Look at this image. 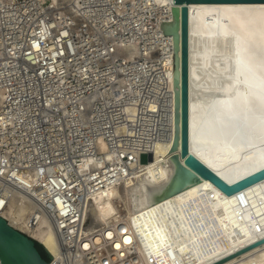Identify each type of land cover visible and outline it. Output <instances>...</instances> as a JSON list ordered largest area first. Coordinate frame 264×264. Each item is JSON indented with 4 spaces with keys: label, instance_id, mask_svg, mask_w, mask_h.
<instances>
[{
    "label": "built area",
    "instance_id": "built-area-1",
    "mask_svg": "<svg viewBox=\"0 0 264 264\" xmlns=\"http://www.w3.org/2000/svg\"><path fill=\"white\" fill-rule=\"evenodd\" d=\"M121 3L0 0V216L24 200L33 212L13 228L45 217L59 242L48 264H140L122 213L93 226L91 202L170 139L172 46L166 16Z\"/></svg>",
    "mask_w": 264,
    "mask_h": 264
},
{
    "label": "bare ground",
    "instance_id": "bare-ground-1",
    "mask_svg": "<svg viewBox=\"0 0 264 264\" xmlns=\"http://www.w3.org/2000/svg\"><path fill=\"white\" fill-rule=\"evenodd\" d=\"M75 1L51 4L67 7ZM120 6L138 16H144L138 9L166 16L164 23L173 22L174 6L183 7L174 0H122ZM187 6L189 150L233 184L264 168V3ZM165 36L172 46L174 84V41ZM172 121L170 139L158 142L149 163L120 187L93 197V226L109 223L119 210L129 230L123 242L135 246L140 264H185V258L195 264H264V180L228 196L202 179L165 197L176 172L175 108ZM99 150L111 159L104 143ZM33 209L20 200L1 216L19 228ZM38 218L37 228L21 231L42 244L52 230L58 257L54 229Z\"/></svg>",
    "mask_w": 264,
    "mask_h": 264
},
{
    "label": "water",
    "instance_id": "water-1",
    "mask_svg": "<svg viewBox=\"0 0 264 264\" xmlns=\"http://www.w3.org/2000/svg\"><path fill=\"white\" fill-rule=\"evenodd\" d=\"M182 4L181 9H172L173 22L164 23L165 35L174 41V92H175V135L172 146L173 162L176 166L175 176L165 197L172 196L202 179L211 181L225 194L233 195L257 182L264 180V168L233 184H228L214 171L204 165L189 150V10L192 3L197 4H251L264 3V0H174ZM181 58L178 59V51ZM184 160L185 164L181 162ZM33 240L10 226L0 216V263L1 264H48L57 254L52 230L40 244L47 256L43 258Z\"/></svg>",
    "mask_w": 264,
    "mask_h": 264
},
{
    "label": "trees",
    "instance_id": "trees-1",
    "mask_svg": "<svg viewBox=\"0 0 264 264\" xmlns=\"http://www.w3.org/2000/svg\"><path fill=\"white\" fill-rule=\"evenodd\" d=\"M36 247L38 249V251L41 253V255L43 256V258L47 259L46 253L43 249V247L40 244H36Z\"/></svg>",
    "mask_w": 264,
    "mask_h": 264
},
{
    "label": "rangeland",
    "instance_id": "rangeland-1",
    "mask_svg": "<svg viewBox=\"0 0 264 264\" xmlns=\"http://www.w3.org/2000/svg\"><path fill=\"white\" fill-rule=\"evenodd\" d=\"M47 1H50L51 2V0H47ZM148 160H149V157L147 156V155H142L141 156V158H140V162L142 163V164H146L147 162H148ZM36 241V240H35ZM41 244V243H40Z\"/></svg>",
    "mask_w": 264,
    "mask_h": 264
}]
</instances>
